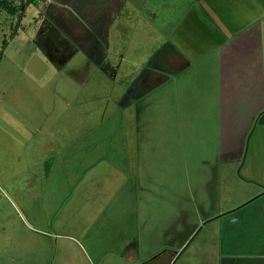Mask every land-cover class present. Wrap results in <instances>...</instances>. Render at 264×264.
I'll return each mask as SVG.
<instances>
[{
  "label": "rangeland",
  "instance_id": "obj_1",
  "mask_svg": "<svg viewBox=\"0 0 264 264\" xmlns=\"http://www.w3.org/2000/svg\"><path fill=\"white\" fill-rule=\"evenodd\" d=\"M62 1L68 0H32L15 14L0 10V264H145L160 252L148 255L143 231L156 243L163 240L159 231L178 224V237H186L202 224V206L218 197L215 179L206 180L208 171L210 178L218 174L207 163L221 157L229 134L212 111L196 112L183 101L177 108L168 85L141 103L130 100L131 91H152L137 74L159 35L169 34V10L155 33L154 23L131 9L140 50L133 42L125 64L120 51H107L105 74L64 40L73 17ZM144 6L156 10L153 2ZM180 16L170 25L183 28ZM235 193L228 187V203ZM211 224L178 264H200ZM157 263L170 261L162 256Z\"/></svg>",
  "mask_w": 264,
  "mask_h": 264
},
{
  "label": "crops",
  "instance_id": "obj_2",
  "mask_svg": "<svg viewBox=\"0 0 264 264\" xmlns=\"http://www.w3.org/2000/svg\"><path fill=\"white\" fill-rule=\"evenodd\" d=\"M145 2H153L156 10L144 12ZM170 2L175 13L168 3L159 6L152 0L62 1L64 9L71 5L67 9H71L73 19L64 31L73 41L81 39L78 32L83 30L84 37H90L86 51L100 56L107 51H114L111 55L116 56L120 51L125 62L133 42L137 52L140 50L134 36L139 30L135 20L153 22L158 33L155 24L165 15L164 10L170 11L172 21L185 14L180 21L183 28L170 25V20L169 34L159 35L157 48L139 67L137 75L142 74L143 88L145 83L153 85L152 91H146L148 95L144 93V97L131 91L130 100L133 104L141 103L168 85L169 100L176 102L177 108L180 106L182 110L186 102L196 112L212 111L220 116L222 132L229 134L219 152L221 157L207 163L220 181L216 176L210 178L208 171L206 180L215 179L212 182L217 185L218 197L216 202L211 198V206H202L206 213L201 221L203 226L200 223L191 226V223L190 234L178 237L183 233L177 224L173 230L159 231L163 240L156 243L146 241L143 231V248L150 250L148 255L160 252L145 264L161 261L162 256L170 264H178L210 223L209 235L205 237L207 252L199 255L200 264H264V0ZM131 9L138 10L137 19L130 14ZM39 37L40 32L36 40ZM137 84L139 87L140 81ZM184 90H190L191 94L182 97ZM133 128L130 126L129 131ZM246 146L250 150L249 158L244 156ZM226 149L237 151V157L231 151L226 154ZM210 165H213L211 169ZM243 170L245 178H234ZM228 187L238 191L229 196V203L225 198ZM203 201L209 200L203 198Z\"/></svg>",
  "mask_w": 264,
  "mask_h": 264
},
{
  "label": "flooded vegetation",
  "instance_id": "obj_3",
  "mask_svg": "<svg viewBox=\"0 0 264 264\" xmlns=\"http://www.w3.org/2000/svg\"><path fill=\"white\" fill-rule=\"evenodd\" d=\"M62 33L64 35V40L66 42H68L70 45L74 46L79 51L84 52L85 56L88 57V61H89L88 65L89 66L91 64H94V65L98 66L99 68H101L102 71L105 74H107V70L111 69V67H106V65L109 64L107 56L106 55L100 56V55H96V54L93 55V53H91V51H89V52L86 51V48H87L86 45L90 41V37L89 36L84 37V33L85 32L83 30H80L78 32V34H81V36H82L81 39H83V40L79 39L81 42L79 40L73 41L72 38L69 37L67 33H65V32H62ZM43 37H44L43 32L42 33L40 32L39 39L42 40ZM121 61H122V64H125L126 63L125 62V59H123V58H121ZM112 78H113V75H112Z\"/></svg>",
  "mask_w": 264,
  "mask_h": 264
},
{
  "label": "trees",
  "instance_id": "obj_4",
  "mask_svg": "<svg viewBox=\"0 0 264 264\" xmlns=\"http://www.w3.org/2000/svg\"><path fill=\"white\" fill-rule=\"evenodd\" d=\"M32 0H28L25 4L21 3L15 4L14 0H0V10H5L6 12L10 14L19 13L20 11H24L26 9V5L31 3ZM7 42L3 41V45H6Z\"/></svg>",
  "mask_w": 264,
  "mask_h": 264
},
{
  "label": "water",
  "instance_id": "obj_5",
  "mask_svg": "<svg viewBox=\"0 0 264 264\" xmlns=\"http://www.w3.org/2000/svg\"><path fill=\"white\" fill-rule=\"evenodd\" d=\"M173 264H174V262H173Z\"/></svg>",
  "mask_w": 264,
  "mask_h": 264
}]
</instances>
